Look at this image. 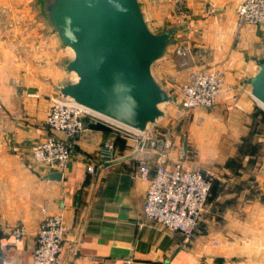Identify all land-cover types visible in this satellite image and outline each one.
I'll list each match as a JSON object with an SVG mask.
<instances>
[{
	"label": "crops",
	"instance_id": "obj_1",
	"mask_svg": "<svg viewBox=\"0 0 264 264\" xmlns=\"http://www.w3.org/2000/svg\"><path fill=\"white\" fill-rule=\"evenodd\" d=\"M141 1L147 19L160 30L185 26L153 70L167 90L173 84L178 95L187 73L196 67L224 72L217 103L196 109L174 133L171 156L194 158L213 177L199 228L186 239L159 223L139 227L148 183L137 176L136 138L91 117H86L85 131L73 140L62 179L46 177L55 171L37 162L33 149L49 135L46 118L59 83L74 75L59 68L67 53L47 36L44 23L33 12V0H26L20 10L29 14L9 19L3 13L0 26L30 28L31 33L22 31L21 41L46 38L54 55L47 54L48 66H28L30 55L25 49L11 51L12 38L2 33L0 204L5 225L0 229V261H30L40 223L46 214L61 213L68 232L60 264H126L128 258L133 264H264V107L251 87L264 61V26L238 28L236 9L244 0H184V19L171 24L161 18L174 11L171 2L163 5L165 15L158 17V8ZM1 9L10 7L3 4ZM179 42L193 46V55L175 54ZM198 48L201 55L195 53ZM158 122L149 133L167 130L168 120L162 129ZM57 135L65 138L63 133ZM17 224L26 230L18 242L12 234Z\"/></svg>",
	"mask_w": 264,
	"mask_h": 264
},
{
	"label": "built area",
	"instance_id": "obj_2",
	"mask_svg": "<svg viewBox=\"0 0 264 264\" xmlns=\"http://www.w3.org/2000/svg\"><path fill=\"white\" fill-rule=\"evenodd\" d=\"M169 3L166 0L164 6ZM171 5L174 11H178V16H185L184 0H172ZM236 13L239 29L248 24L264 26V0H244L237 6ZM193 52V46L181 42L174 50L175 54L184 58L192 56ZM195 53L201 55V50L198 48ZM223 86L222 70L211 66L190 70L179 87L178 95H175L176 120L185 119L194 108L213 107ZM88 116L133 134L136 138L133 153L137 160V176L148 183L142 216L137 222L139 227L155 222L168 230L181 233L186 239H191L200 226L202 213L211 194L213 177L199 166L171 156L176 147V120L171 122L174 125L165 133H149L151 130L143 133L101 118L81 104L59 95L52 98L46 118L50 134L33 149L35 160L63 174L71 160L73 140L85 131V118ZM57 133H64L67 139L59 137ZM89 169L94 171L92 167ZM3 227L0 204V229ZM25 231L23 224L16 225L12 229L14 240L20 241ZM67 232L68 226L61 213L48 214L38 229L32 259L27 262L6 259L0 261V264H60ZM126 264H133V259H126ZM150 264L159 263L154 261Z\"/></svg>",
	"mask_w": 264,
	"mask_h": 264
},
{
	"label": "water",
	"instance_id": "obj_3",
	"mask_svg": "<svg viewBox=\"0 0 264 264\" xmlns=\"http://www.w3.org/2000/svg\"><path fill=\"white\" fill-rule=\"evenodd\" d=\"M52 32L72 57L65 70L75 76L58 86L69 98L104 118L147 133L165 115L172 94L153 65L163 59L185 26L154 31L141 0H39ZM264 104V61L251 81ZM46 177L62 179V172Z\"/></svg>",
	"mask_w": 264,
	"mask_h": 264
},
{
	"label": "rangeland",
	"instance_id": "obj_4",
	"mask_svg": "<svg viewBox=\"0 0 264 264\" xmlns=\"http://www.w3.org/2000/svg\"><path fill=\"white\" fill-rule=\"evenodd\" d=\"M26 0H0V15H3L4 14V17L6 18H9V19H20L22 18V16L26 14H29V12H24L21 9V6L20 4L22 2H24ZM28 1V0H27ZM150 1V3L158 8L157 12L159 13V16L158 17H161L165 15V10L163 9V5L164 3L166 2V0H163L164 2L163 3H158L156 1H153V0H148ZM169 2H171L172 0H167ZM3 4H7L9 7H10V10H7V11H3L1 8H2V5ZM6 6L4 5V8ZM35 11L36 13V17L37 18H41L42 22L44 23V27L47 29V32L49 34H47V36H50V37H54L55 40H56V43L58 45V49L61 51V49H63V52L67 53V56H64V58H61L60 61H59V68L61 69V71H63L64 69V60H67L68 58H70V55L72 57V51L70 49H66V48H62L59 44V41L56 37V35L52 32L44 14L42 13L41 11V7H40V2L39 0H33V12ZM158 15V14H157ZM149 18V17H148ZM164 19V24L166 23H172L175 21H179V19H181V17L178 16V11H172L171 15L168 13V16H164V17H161ZM163 19H161V21H163ZM184 19V18H182ZM181 19V20H182ZM148 22L150 23L152 29L154 31H160V28L159 27H155L154 24L151 22V20L148 19ZM170 27V26H169ZM25 31L30 32V28H24L22 26H18V25H10V26H0V41H1V37H2V33H5L6 36H10L12 38V41L10 43V49L11 51H14L15 53L19 52L21 49H25L26 51L24 53H26L27 55H30L27 59H26V64L28 66H39V67H45V66H48V59H47V54H51V55H54L52 53V49H51V41L47 40L46 38H43L42 42H41V39H40V42H37V41H32L33 39H30V40H26V41H21L22 40V37H23V33ZM9 32V33H8ZM8 33V35H7ZM33 42V43H31ZM57 49V50H58ZM0 50H2V47L0 45ZM1 54H2V51H0V66L3 65V57H1ZM26 55V56H27ZM6 60L8 57H5ZM11 61L12 63L16 61V59L14 58H11ZM64 61V62H63ZM157 69V64L153 65V70L155 71ZM65 70V69H64ZM156 72V71H155ZM69 78V79H68ZM67 79H64L62 80V82L59 83V85L63 82H66V81H71L74 76H68ZM164 84H166L168 87L171 86L170 83H172L171 81L167 82V81H163ZM173 86V87H172ZM171 88L169 87V92L172 94L173 98H175V100H173L172 102L170 103H166L164 104L162 107L165 111V115L164 117H162V121L161 122H158V125L160 127V129H162L163 127H161V125H164L163 122L168 120L169 122H167V127L166 129L168 130L171 126H173L174 124H172L177 117H175L176 113H175V106H176V101H177V96H175L177 94V87L175 88L174 85L172 84ZM61 96L60 92L58 91L57 89V92L54 96H52V98L54 97H57V96ZM52 98H51V102H52ZM51 104V103H50ZM202 107H197V108H194L192 109V111H190L189 115L185 118V119H181V120H176V122L178 123V125L176 126L175 130L177 129V127L181 124H184V122H187L189 120H191L193 118V115H194V111L196 109H201ZM203 109V108H202ZM204 110V109H203ZM89 117V116H88ZM99 119V118H98ZM85 121H86V118H85ZM95 121V120H94ZM97 121H100V120H97ZM160 121V120H159ZM172 122V123H171ZM155 130V129H154ZM165 130V131H167ZM165 131H158V133H165ZM157 133V132H156ZM50 134V132H49ZM64 134V133H63ZM65 135V134H64ZM60 137V136H59ZM62 138V137H61ZM45 139V138H44ZM63 139H67L66 135H65V138ZM42 141V140H41ZM40 141V142H41ZM39 143V142H38ZM36 146V145H35ZM191 157L193 158V154L191 153ZM189 158V159H188ZM184 160L186 163H190V164H195L197 166H199L197 163L194 162V158L191 159L190 157H187L185 159H182ZM70 163V162H69ZM69 165V164H68ZM201 168V166H199ZM67 169V168H66ZM202 169V168H201ZM54 171V170H53ZM56 172V171H55ZM59 172V171H57ZM211 174V173H210ZM212 182H213V179H212ZM208 202H209V199H208ZM208 204V203H207ZM207 208V205L205 207V210ZM143 209V208H142ZM205 210L203 211V213L205 212ZM203 213H202V217H203ZM47 216V214H46ZM46 216L44 217V219L46 218ZM202 217H201V220H202ZM43 219V220H44ZM42 220V222H43ZM41 222V223H42ZM40 223V225H41ZM201 223V221H200ZM5 225V224H4ZM19 225V224H17ZM200 225V224H199ZM16 226V225H15ZM14 226V227H15ZM13 227V228H14ZM40 227V226H39ZM12 228V229H13ZM14 237V236H13Z\"/></svg>",
	"mask_w": 264,
	"mask_h": 264
},
{
	"label": "bare ground",
	"instance_id": "obj_5",
	"mask_svg": "<svg viewBox=\"0 0 264 264\" xmlns=\"http://www.w3.org/2000/svg\"><path fill=\"white\" fill-rule=\"evenodd\" d=\"M259 102H260V101H259ZM260 104L264 107V104H263V103L260 102ZM89 111H91L92 113H94L95 115H97V116H99V117H101V118H104L102 115H100V114H98V113H96V112H93L92 110H89Z\"/></svg>",
	"mask_w": 264,
	"mask_h": 264
},
{
	"label": "trees",
	"instance_id": "obj_6",
	"mask_svg": "<svg viewBox=\"0 0 264 264\" xmlns=\"http://www.w3.org/2000/svg\"><path fill=\"white\" fill-rule=\"evenodd\" d=\"M97 122H101L102 123V121H97ZM213 185H214V183L212 182L211 192H212V189H213ZM209 198H210V196H209Z\"/></svg>",
	"mask_w": 264,
	"mask_h": 264
}]
</instances>
